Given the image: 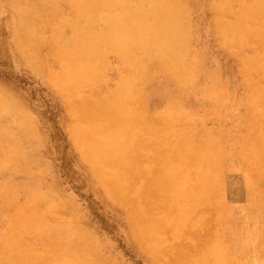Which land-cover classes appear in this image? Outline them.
<instances>
[{
	"label": "rangeland",
	"instance_id": "374dc122",
	"mask_svg": "<svg viewBox=\"0 0 264 264\" xmlns=\"http://www.w3.org/2000/svg\"><path fill=\"white\" fill-rule=\"evenodd\" d=\"M86 1L0 0V264H264V0Z\"/></svg>",
	"mask_w": 264,
	"mask_h": 264
},
{
	"label": "bare ground",
	"instance_id": "6f19581e",
	"mask_svg": "<svg viewBox=\"0 0 264 264\" xmlns=\"http://www.w3.org/2000/svg\"><path fill=\"white\" fill-rule=\"evenodd\" d=\"M80 2H79V4H78V7L79 8H81V9H84V7L86 6V4H87V1L86 0H79ZM109 3V2H108ZM156 3L157 4H159L158 3V1L156 0ZM98 4H96V6H97ZM99 6V5H98ZM159 7H161V8H164V5H163V7L161 6V5H158ZM175 8V6H169L167 9H168V12H170V11H172L173 9ZM99 9V8H98ZM127 10H126V18L127 19H129V20H132V19H136L137 21H141V19L142 18H144L143 16V13L142 12H140V11H138V12H135V10H131V9H128V8H126ZM162 10V9H161ZM151 14H153L154 16H156L157 17V19H158V21H160L159 22V24H163L164 22H167L165 19H167L168 20V22H170V23H176V21L172 18V17H170L169 15H166L165 17H163L162 19H161V16H162V14L160 15V11L158 10V9H156V10H154ZM94 17H95V15H94ZM91 18V16L90 15H88V18H87V21L89 20ZM157 28H159V27H157V26H155V27H151V28H149V31H150V33L152 32H154L155 33V35H151V36H149V37H145V39H144V41H147V42H149V43H153V44H155V43H157L158 41H159V39L160 40H162L163 39V37H161V33H160V31L157 29ZM85 31V30H84ZM128 33L129 34H133V32H132V30L130 31V30H128ZM147 34H149V32H147ZM109 39V36H106L105 37V40H108ZM92 40V39H91ZM90 40V38H89V42L91 41ZM150 40H151V42H150ZM74 41V40H73ZM89 42H88V44H89ZM148 43V44H149ZM75 46V45H74ZM70 54H69V56L71 57V59L68 57V59L70 60V61H73V59H74V57H75V54H74V52L71 50L70 52H69ZM153 230V229H152Z\"/></svg>",
	"mask_w": 264,
	"mask_h": 264
}]
</instances>
